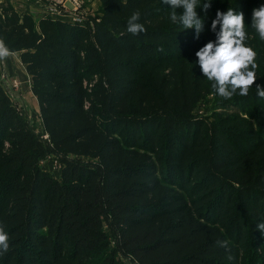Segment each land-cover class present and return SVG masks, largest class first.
Instances as JSON below:
<instances>
[{
	"label": "trees",
	"instance_id": "16d2710c",
	"mask_svg": "<svg viewBox=\"0 0 264 264\" xmlns=\"http://www.w3.org/2000/svg\"><path fill=\"white\" fill-rule=\"evenodd\" d=\"M99 1L100 16L77 25L0 0V39L24 65L48 135L0 84V224L10 236L0 264H264V109L259 128L255 109L238 110L249 95L197 116L211 86L197 51L189 56L195 29L173 23L161 0ZM219 1L198 0L208 31ZM135 11L146 29L137 36L127 32ZM246 43L256 45L249 34ZM257 46L264 85V40ZM50 158L58 176L42 164Z\"/></svg>",
	"mask_w": 264,
	"mask_h": 264
},
{
	"label": "clouds",
	"instance_id": "9594fccd",
	"mask_svg": "<svg viewBox=\"0 0 264 264\" xmlns=\"http://www.w3.org/2000/svg\"><path fill=\"white\" fill-rule=\"evenodd\" d=\"M173 9L171 20L180 23L184 29H195L196 39L205 29V23L198 16V0H161ZM211 4L205 3L200 8L205 12ZM176 9H183L182 14H177ZM141 13L135 11L127 23V32L137 36L146 31L143 24L139 23ZM219 25V31L217 26ZM251 27L258 32L260 39L264 40V4L252 11ZM211 31L216 35L215 43L208 42L196 52L197 64L205 78L214 81L213 87L217 94L225 99H231L235 94L248 96L249 90L255 85L258 98L264 99V85L256 84L257 64L256 52L247 46L248 33L245 30V16L243 12L231 8L226 13L217 11L215 19L211 22ZM10 55L3 39H0V59ZM259 231L264 234V223L258 224ZM10 236L5 230V225L0 224V255L8 252ZM227 248V242L221 243Z\"/></svg>",
	"mask_w": 264,
	"mask_h": 264
},
{
	"label": "rangeland",
	"instance_id": "374dc122",
	"mask_svg": "<svg viewBox=\"0 0 264 264\" xmlns=\"http://www.w3.org/2000/svg\"><path fill=\"white\" fill-rule=\"evenodd\" d=\"M22 1H24L28 7L30 6L31 0H22ZM261 3L264 4V0H220L218 9L215 8L214 11L213 6L209 8L214 11L213 19H215L217 11L226 13L229 8L237 12L239 11L243 12L246 22L245 30L249 34L250 38L256 41L255 47L253 46L252 48L256 52V60H255L256 64H257V55L259 50L257 46V42H259L262 39H260L258 32H256V30L251 27V22H252L253 9L259 8L261 5L257 6V4H261ZM67 6L71 7V5L68 3ZM101 11H102V5L99 0H84L82 6L83 17H89V16L99 17ZM197 13L198 16L201 17L202 19L203 16H201V12L197 11ZM66 22L73 24V22L71 21H66ZM208 26H209V22L205 24V29L200 34L199 39L194 40L193 45H191L192 46L191 51H189V56L193 54V51H199L208 42L215 43L217 37L211 31L210 28L211 23L209 27L210 32L208 31ZM189 30L190 29H185L186 32ZM217 31H219V25L217 26ZM209 83L211 86V93L207 94L202 100L198 102L194 113L197 116L206 117L208 120H211V116L213 113L220 112V110L221 111L223 110V108L219 106V103L221 102L220 99H222L223 97L219 96L215 88L213 87L214 81H209ZM0 84L7 91L17 111L29 123L33 131H35L39 135L46 134V131L44 130V127L39 117L37 100L30 90V85H31L30 77L26 73L25 68L20 62L17 54L10 53L8 57L4 59H0ZM252 94H256L255 85L253 88L249 90V97L246 98L247 101L252 104L250 105L248 104L247 106H245L246 99L244 97V99L240 100V102L238 103V110L240 113H242L243 110L249 112L255 109L258 118L255 117L254 122L259 128V125H261L260 124L261 114L259 110L264 109V99H260L257 97V95H252ZM234 96L240 97L238 92ZM233 108H234L233 105H228V107H226L227 111L230 113H234ZM42 164L45 167V169L48 170L53 176H58L60 170V163L56 159L50 158L44 161Z\"/></svg>",
	"mask_w": 264,
	"mask_h": 264
},
{
	"label": "built area",
	"instance_id": "2783aa9c",
	"mask_svg": "<svg viewBox=\"0 0 264 264\" xmlns=\"http://www.w3.org/2000/svg\"><path fill=\"white\" fill-rule=\"evenodd\" d=\"M67 3L71 5L67 6ZM84 0H31L30 6L33 10L39 11L42 17H49L53 19H65L71 21L73 24L84 25V23L91 17H83L82 6ZM88 102H86V106ZM43 138H47V133L41 135ZM125 264H137L131 256L124 258Z\"/></svg>",
	"mask_w": 264,
	"mask_h": 264
},
{
	"label": "crops",
	"instance_id": "0c3cea01",
	"mask_svg": "<svg viewBox=\"0 0 264 264\" xmlns=\"http://www.w3.org/2000/svg\"><path fill=\"white\" fill-rule=\"evenodd\" d=\"M9 2L12 4V6L16 9L17 12H19L20 14H28L30 15L34 20H38L39 18H41L42 16L39 14V11L37 10H33L32 6L28 7L26 5V3L22 0H9ZM66 21L65 19H61ZM16 54V53H14ZM18 55V54H17ZM23 65V64H22ZM24 66V65H23ZM29 76V75H28Z\"/></svg>",
	"mask_w": 264,
	"mask_h": 264
}]
</instances>
